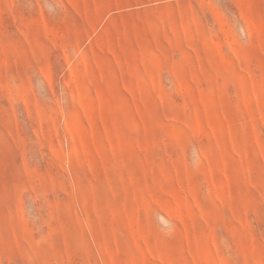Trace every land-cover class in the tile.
I'll return each instance as SVG.
<instances>
[{
  "label": "rangeland",
  "instance_id": "374dc122",
  "mask_svg": "<svg viewBox=\"0 0 264 264\" xmlns=\"http://www.w3.org/2000/svg\"><path fill=\"white\" fill-rule=\"evenodd\" d=\"M0 264H264V0H0Z\"/></svg>",
  "mask_w": 264,
  "mask_h": 264
}]
</instances>
